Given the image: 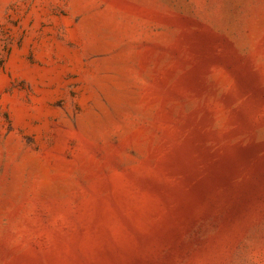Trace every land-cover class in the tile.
I'll return each mask as SVG.
<instances>
[{
    "label": "rangeland",
    "instance_id": "rangeland-1",
    "mask_svg": "<svg viewBox=\"0 0 264 264\" xmlns=\"http://www.w3.org/2000/svg\"><path fill=\"white\" fill-rule=\"evenodd\" d=\"M0 264H264V0H0Z\"/></svg>",
    "mask_w": 264,
    "mask_h": 264
}]
</instances>
